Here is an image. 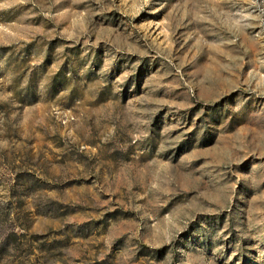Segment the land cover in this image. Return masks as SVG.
<instances>
[{
	"label": "rangeland",
	"instance_id": "rangeland-1",
	"mask_svg": "<svg viewBox=\"0 0 264 264\" xmlns=\"http://www.w3.org/2000/svg\"><path fill=\"white\" fill-rule=\"evenodd\" d=\"M0 264H264V0H0Z\"/></svg>",
	"mask_w": 264,
	"mask_h": 264
}]
</instances>
